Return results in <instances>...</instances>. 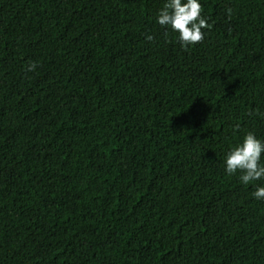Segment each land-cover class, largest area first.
Wrapping results in <instances>:
<instances>
[{
	"label": "trees",
	"instance_id": "obj_1",
	"mask_svg": "<svg viewBox=\"0 0 264 264\" xmlns=\"http://www.w3.org/2000/svg\"><path fill=\"white\" fill-rule=\"evenodd\" d=\"M164 3L0 0V264H264V181L224 171L264 140V0H201L187 48Z\"/></svg>",
	"mask_w": 264,
	"mask_h": 264
},
{
	"label": "clouds",
	"instance_id": "obj_2",
	"mask_svg": "<svg viewBox=\"0 0 264 264\" xmlns=\"http://www.w3.org/2000/svg\"><path fill=\"white\" fill-rule=\"evenodd\" d=\"M156 23L171 29L178 34V43L182 48L195 46L201 42L206 30L211 27L203 15L201 0H165L158 11ZM151 41L152 35L146 36ZM35 65L29 66V71ZM238 127V126H237ZM264 140L258 138L252 131L243 137L227 151L224 158V171L232 176L239 173L238 180L244 185H251L257 181H264ZM256 200H264V183L255 184V191L251 193Z\"/></svg>",
	"mask_w": 264,
	"mask_h": 264
}]
</instances>
